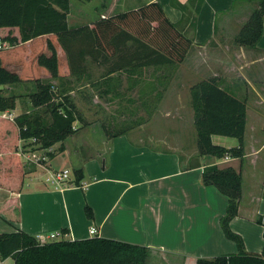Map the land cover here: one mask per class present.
<instances>
[{"label":"crops","instance_id":"crops-1","mask_svg":"<svg viewBox=\"0 0 264 264\" xmlns=\"http://www.w3.org/2000/svg\"><path fill=\"white\" fill-rule=\"evenodd\" d=\"M130 2L131 6H128L129 2L125 0L118 12L110 13L108 16L136 9L152 2H159L171 22L192 40V47L182 63L165 65L167 68L161 66L142 69L139 76L129 77L125 73L110 75L121 77L120 82L117 81L118 83L116 82L113 88L123 87L121 82L125 80L128 92L138 87L144 95L162 96L175 80H178L179 88L184 89L185 84L181 79L195 74L193 65L198 70L202 66L211 68L210 75L219 77L224 88L228 89V85L233 81L230 88L235 94L240 96L243 93L242 89H247L254 95L253 122H250L249 108L247 111L243 160L229 156L221 160L213 159L212 156H201L197 151L196 136L191 150L183 151L177 148L165 151L146 143L143 138L139 141L134 140L126 132L109 139L107 154H104L101 149L88 157H81L78 153L80 158L76 160V165L83 167L84 175L86 174L89 179L84 187L73 185L71 181H74V178H70V181L59 186L55 184L53 188L40 183L29 184L27 190L18 194L19 219L9 221L11 231L0 233L22 230L36 238L41 234H56L57 236L50 239L49 243L93 237L111 238L152 249L148 264H195L198 258H206V255H202L204 248L200 246L201 244L195 245L194 238L189 236L183 227H179V224L190 225L186 211L191 209L193 202H196L195 197L198 192L205 197H213V189H217L213 185L203 183V171L206 166L217 165L219 167V164L224 163L240 171L243 180L248 177L249 185L246 193L245 182H243L241 204L245 206V211L250 212L247 218L256 221L261 219L264 224L260 213V202L264 200V33L256 47L240 46L235 44L234 40L221 37V21L226 15L238 16L254 7V4L246 0H204L199 12H195L196 2H191V0H142L145 3L140 5L132 3V0ZM180 4L187 5L185 15L178 7ZM110 11L112 12L111 7ZM193 16L196 19L194 27H192ZM52 35L38 37L46 39V50L43 49L45 50L42 51L43 54L50 53L47 39H52ZM36 39L23 44L33 43ZM52 43L57 50L59 62L63 59L65 64L64 72H59L58 82L52 80L50 72L44 78H24L21 71L12 65L11 55L8 52L0 53L2 64L8 70L18 73L21 81H29L30 84L38 80H49L57 85V90L72 89L70 92L74 94L77 89L69 85L64 86L63 80H90L92 84L97 85L94 88L98 90V93L112 96L111 87L107 88L102 84L106 66L94 64L91 66V75L79 77L80 79L70 76L71 71L65 50L60 43L56 44L55 41ZM20 45L10 48L13 49ZM36 59H38L37 54ZM214 66L221 67L224 72L213 71ZM135 78L139 79V84L131 88L129 81ZM17 84L0 86V89L3 92L6 91V95H12ZM35 85L34 83L32 86L37 89ZM18 95L22 96V94ZM93 107L97 110L99 106ZM142 108L148 110L143 102ZM19 110H21L20 104H17L12 111L20 115L25 109L21 112ZM250 127L254 130L252 142L248 140ZM105 140L107 141L108 138ZM66 142L64 152L67 151ZM223 146L230 148L235 147L236 144L229 141ZM19 152L20 146L17 153L20 154ZM1 158L2 154H0V161ZM184 162L186 164L189 162L192 168L183 170ZM22 163L24 165V162ZM36 167L29 168L25 177L31 176L29 172L36 170ZM13 196H15L14 191L0 187V204L6 203ZM198 203L203 210L209 209L205 200L198 201ZM86 205L93 210L94 217L91 219L87 217L86 212L84 215L83 209ZM227 205L228 198L226 208ZM172 212L176 213L175 218H171ZM5 214L0 215L6 218ZM221 218L222 216L219 221ZM92 228L96 229L95 234H91ZM263 249L264 244L262 250L257 253H261Z\"/></svg>","mask_w":264,"mask_h":264},{"label":"trees","instance_id":"trees-1","mask_svg":"<svg viewBox=\"0 0 264 264\" xmlns=\"http://www.w3.org/2000/svg\"><path fill=\"white\" fill-rule=\"evenodd\" d=\"M246 1L254 7L233 17L232 24L237 28L233 40L240 46L256 47L264 33V0ZM191 2H196L195 12H199L204 0ZM178 7L184 15L187 13V5ZM70 11L71 0H0V38L15 46L40 36L55 35L67 54L71 75L90 76L91 66L104 65L106 77L102 84L111 87L114 96L119 94L113 85L120 82L121 77L110 75L125 73L133 77L139 76L142 69L182 63L192 47V40L171 22L159 2L76 27L69 24ZM195 23L193 16L192 27ZM48 47L50 55L40 54L38 64L48 69L52 80H57L60 78L58 53L51 40ZM20 82L19 74L4 67L0 58V86ZM129 83L133 88L139 84V79H131ZM221 85L219 77L211 76L191 87L197 151L201 156L220 159L229 156L243 160L247 101ZM17 99L16 95H3L0 89V111L14 110ZM31 102L33 105L14 122L4 117L0 119V187L15 192V196L0 204V214L6 213L8 221L19 219L18 194L27 173L17 153L20 140L34 138L44 149L59 144L58 152L62 153L65 141L79 131L75 123L82 119L69 95L57 90L52 81L38 80ZM42 112H49L52 120L44 118ZM102 128L108 140L126 133H111L104 122ZM214 135L235 138L238 145L228 148L216 144ZM56 153L49 151L48 155L53 157ZM182 167L183 170L192 168L189 162H184ZM83 177V167L75 168L72 184L81 186ZM203 183L215 186L228 198L226 213L220 223L226 237L236 241L238 252L214 259L198 258L195 264H264V249L261 253L246 251L242 237L230 227L243 200L242 173L232 166H206ZM85 212L88 218L94 217L89 205ZM258 221L263 223L261 219ZM151 254L152 249L147 246L104 237L41 244L36 237L22 230L0 233V262L12 257L14 264H148Z\"/></svg>","mask_w":264,"mask_h":264},{"label":"rangeland","instance_id":"rangeland-1","mask_svg":"<svg viewBox=\"0 0 264 264\" xmlns=\"http://www.w3.org/2000/svg\"><path fill=\"white\" fill-rule=\"evenodd\" d=\"M124 1L125 0H71L70 17L68 16L69 24L76 27L91 24L95 20L102 18V15L109 17L108 14L120 10V6ZM127 1L129 2L128 6H131L130 0ZM132 3L140 5L145 2H142V0H132ZM114 6H116L115 9H113ZM110 7L112 8V12L110 11ZM232 17L231 14L226 15L221 21V37L223 36L222 38H227V40H233L237 32V28L232 24ZM51 38L52 39H47V45L49 40L59 44L55 35H52ZM217 39L219 41V36ZM11 46L13 45L11 44ZM11 48L9 47L0 53L8 52L11 55L12 65L16 66V68L21 71L24 78H44L49 75L48 69L40 66L37 62L38 59L35 60L36 54L39 56L43 54L42 51L46 50V39L37 38L33 43L22 44L16 48ZM50 53L45 52L44 54L50 55ZM59 68V72L63 73L65 70L63 59H60ZM164 68H167V66ZM193 68L195 70L193 76H185L182 79L179 78L185 84L184 89H180L178 80H175L169 88L167 87V91L162 96H157V94L144 95L140 92L138 87L128 92L125 87V80L121 82V84L123 83V87L117 89L119 95L116 94V96H114L112 94L111 97L107 94L102 95L98 93V90L94 88L95 84H92L90 80H63L64 86L69 85V87L71 86V88L75 87L77 89L74 94L70 92L72 89L66 90L62 88L61 90L69 95L70 101L77 107L79 115L82 117L81 120L75 123V127H77L79 131L66 140L67 151L62 153L58 152L59 144H56L50 149H44L40 148V145L34 138L20 140V151H23L22 155L25 154L24 156L18 154L22 162H25L24 159L27 158L26 154L29 153L31 155L36 152V154L40 156H47V159L43 161L45 164L38 166L35 164L30 165V163L28 165L24 164L26 171L29 170V168L37 167L33 172H29L31 176L24 177L22 191L27 190L28 185L33 182L34 184H45L53 188L55 184L51 182V178L56 171L61 172L65 169H69L70 178H74L75 168L78 167L76 165V160L79 157L78 153L81 154V157H88L101 149L104 151V154H107L110 140H105V138L107 139L108 137L102 128L103 122L110 128L111 133L125 131L134 140L139 141L143 138L146 143L165 151L177 148L183 151L191 150L194 146L193 140L195 136L197 139V133L195 135L196 128L194 125V111L191 103L190 88L194 84L211 77L210 73L212 72L211 68H204V66L199 70L195 68V65H193ZM213 71L224 72L219 66H214ZM56 82H58V79ZM34 83L36 87L37 82L34 81ZM34 83L32 82V84H30L29 81H21L14 87L12 95H16L19 98L16 102V106L20 104L21 110H19V112H21L22 109H25V112L26 109L33 105L31 102V94L35 93L34 91L37 90L32 86ZM228 83L230 84V82ZM233 83L232 81L227 87V91L230 93H234L230 88ZM89 84L91 85L89 86ZM221 86L224 87V84ZM242 91L243 93L240 96L235 93L234 95L239 99H246L249 108L250 122H253V111L255 108L252 101L255 100L254 95L247 89H242ZM5 92L6 91L3 92L2 90L3 95L10 96L6 95ZM18 94H22V96ZM57 100L59 101V99ZM142 102L147 106V111H149V113L142 108ZM23 106H25V108ZM93 106H99L97 109L98 111ZM10 112L15 115V119L19 116L12 110ZM3 113H5V111H0V119ZM42 113L44 118H47L49 121L52 120L49 112L46 114L44 112ZM15 119L12 120V122H14ZM253 134L254 130L250 127L248 135V140L250 142H252ZM214 136V143L216 144L225 145L230 141L236 144V146L238 145V141L235 138L220 135ZM49 150L57 153L55 156L50 157L48 155ZM212 158L214 159L217 157L212 156ZM217 159L221 160L220 158ZM234 163L236 164L237 162ZM219 167L225 168L228 166L223 163L219 164ZM90 168L92 169V167ZM86 182H89V179L85 174L80 182L81 186L84 187ZM243 182H245L244 190L246 193L249 185L248 177L246 180L244 178ZM213 190V197H205L202 193L198 192L195 197V199H197L196 202H193L191 204V209L186 211L190 225L186 226L184 223L179 224V227H183L187 234L194 238L193 242L195 245L201 244L200 246L204 248L202 252V255H206V258L203 257L204 259H214L218 256L232 255L238 252L236 241L226 237L219 221L220 217L224 216L226 213L227 198L217 189ZM203 200H205L209 209L203 210L201 208L198 201ZM239 207L240 210H238V215L231 220L230 227L232 231L242 237L246 251L250 253L260 252L264 244V224L254 219L247 218L246 216L249 215L250 212L245 211L246 208L243 204ZM83 212L85 215V208ZM260 213L264 220V200L260 202ZM175 214V212H172L171 218H175ZM4 231H11V223L0 215V232ZM0 264H13V258L10 257L7 260L1 261Z\"/></svg>","mask_w":264,"mask_h":264},{"label":"built area","instance_id":"built-area-1","mask_svg":"<svg viewBox=\"0 0 264 264\" xmlns=\"http://www.w3.org/2000/svg\"><path fill=\"white\" fill-rule=\"evenodd\" d=\"M9 47H12L11 44L8 42V41H5L3 40L2 38H0V52L9 48ZM2 117L6 118V119H9V120H14L15 119V115L13 113H11L10 111H5V113H3ZM51 151V150H49ZM22 152L23 151H20V155H22ZM25 154H23L22 156H24ZM27 155V158L24 159L25 162L24 164L25 165H28L30 163V165H41V164H45L43 163V161H45L47 159V156L44 155V156H40L38 154L35 153H32L30 155L29 154H26ZM30 155V156H29ZM50 180V179H49ZM70 181V170L69 169H65L61 172H58L56 171V173H54L52 175V178H51V182L56 184L57 186L61 185L62 183L64 182H68ZM91 234H95L96 233V229L95 228H92L91 229ZM57 235L56 234H50V235H46V234H41L37 237V240L38 242H40L41 244H46V243H49V240L50 239H53L55 238Z\"/></svg>","mask_w":264,"mask_h":264}]
</instances>
